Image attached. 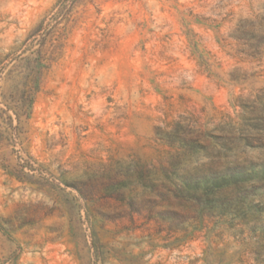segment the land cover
Segmentation results:
<instances>
[{
  "label": "rangeland",
  "instance_id": "obj_1",
  "mask_svg": "<svg viewBox=\"0 0 264 264\" xmlns=\"http://www.w3.org/2000/svg\"><path fill=\"white\" fill-rule=\"evenodd\" d=\"M0 264H264V0H0Z\"/></svg>",
  "mask_w": 264,
  "mask_h": 264
}]
</instances>
